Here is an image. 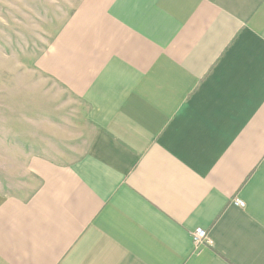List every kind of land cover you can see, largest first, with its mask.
I'll use <instances>...</instances> for the list:
<instances>
[{
    "label": "crops",
    "instance_id": "1",
    "mask_svg": "<svg viewBox=\"0 0 264 264\" xmlns=\"http://www.w3.org/2000/svg\"><path fill=\"white\" fill-rule=\"evenodd\" d=\"M37 65L95 133L0 192V264H264V0H78Z\"/></svg>",
    "mask_w": 264,
    "mask_h": 264
},
{
    "label": "rangeland",
    "instance_id": "2",
    "mask_svg": "<svg viewBox=\"0 0 264 264\" xmlns=\"http://www.w3.org/2000/svg\"><path fill=\"white\" fill-rule=\"evenodd\" d=\"M78 0H0V192L24 198L38 182L28 170L33 156L61 164L88 150L95 128L87 105L38 59Z\"/></svg>",
    "mask_w": 264,
    "mask_h": 264
},
{
    "label": "built area",
    "instance_id": "3",
    "mask_svg": "<svg viewBox=\"0 0 264 264\" xmlns=\"http://www.w3.org/2000/svg\"><path fill=\"white\" fill-rule=\"evenodd\" d=\"M235 203L240 206L245 205L243 200L239 198H236ZM207 240H208V232L206 231V229H204L203 227L196 228V230L193 233V241H194L195 246H199Z\"/></svg>",
    "mask_w": 264,
    "mask_h": 264
}]
</instances>
